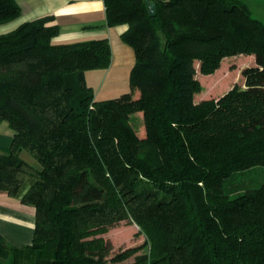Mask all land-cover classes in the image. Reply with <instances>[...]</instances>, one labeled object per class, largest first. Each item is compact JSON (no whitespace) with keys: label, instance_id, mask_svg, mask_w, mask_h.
I'll return each mask as SVG.
<instances>
[{"label":"trees","instance_id":"obj_1","mask_svg":"<svg viewBox=\"0 0 264 264\" xmlns=\"http://www.w3.org/2000/svg\"><path fill=\"white\" fill-rule=\"evenodd\" d=\"M152 1L154 16L103 0L134 53L130 91L107 99L85 83L111 64L107 36L55 42L51 15L0 33V190L34 207L30 243L0 234V264H264V182L224 186L264 167V23L238 0ZM19 13L0 0V24ZM236 54L255 60L243 85L195 103L194 62L209 74ZM121 221L145 238L110 256L102 234Z\"/></svg>","mask_w":264,"mask_h":264},{"label":"crops","instance_id":"obj_2","mask_svg":"<svg viewBox=\"0 0 264 264\" xmlns=\"http://www.w3.org/2000/svg\"><path fill=\"white\" fill-rule=\"evenodd\" d=\"M16 2L20 8L19 15L11 21L0 24V33L10 31L23 22L51 15L54 22L59 25V33L53 41L70 42L107 36L111 50L112 42H116L117 46L116 53L113 51V55L112 52L110 66L112 67L117 59V67L125 69L132 67L133 50L120 39L121 33L127 26L125 24L113 27L105 25L103 0H16ZM110 71L111 68L108 73ZM137 115L141 116V113ZM11 139V129L5 122H2L0 124V152L2 147L9 146ZM33 229L34 207L0 190V234L5 240L17 246L28 244L31 242Z\"/></svg>","mask_w":264,"mask_h":264},{"label":"rangeland","instance_id":"obj_3","mask_svg":"<svg viewBox=\"0 0 264 264\" xmlns=\"http://www.w3.org/2000/svg\"><path fill=\"white\" fill-rule=\"evenodd\" d=\"M244 4L251 15L264 23V0H238ZM121 39V38H120ZM112 50L116 53V42H112ZM113 52V55H114ZM115 59L112 67L107 69H91L85 72V83L91 88L92 93L97 99H107L116 97L122 93L129 92V73L130 69L116 66ZM112 63V62H111ZM255 64L254 56L250 54H236L222 59L219 67L214 72L204 74L199 71L198 62L195 61L196 78L199 82V89L194 94V102L199 103L203 100L215 99L234 84L243 85L242 69ZM111 68L110 73L109 70ZM113 68V69H112ZM7 124V123H5ZM133 124L137 129V134L142 136L143 126L140 115L133 117ZM24 158L37 165L32 156L23 153ZM264 182V167L253 166L251 168L237 171L224 184L227 191L233 185H240L245 188L257 187ZM138 227L134 223L129 224L121 221L110 227L108 232L102 234L103 238L111 245L110 256L121 249L136 246L143 242L145 236L138 234ZM132 257L125 262L131 261ZM123 262V264L125 263Z\"/></svg>","mask_w":264,"mask_h":264},{"label":"water","instance_id":"obj_4","mask_svg":"<svg viewBox=\"0 0 264 264\" xmlns=\"http://www.w3.org/2000/svg\"><path fill=\"white\" fill-rule=\"evenodd\" d=\"M147 5L148 14L150 16H154L156 13V5L155 2L152 0H144Z\"/></svg>","mask_w":264,"mask_h":264}]
</instances>
